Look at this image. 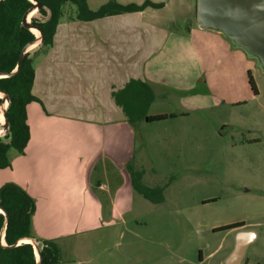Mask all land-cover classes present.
I'll return each instance as SVG.
<instances>
[{"label":"rangeland","instance_id":"rangeland-1","mask_svg":"<svg viewBox=\"0 0 264 264\" xmlns=\"http://www.w3.org/2000/svg\"><path fill=\"white\" fill-rule=\"evenodd\" d=\"M146 1L151 0H122L121 4ZM166 1L168 7L153 14L166 24L172 19L170 28L184 35L189 21H197V0ZM29 19L42 22L47 17L37 11ZM204 37L199 33L181 44L176 41L175 48L168 43L158 58L161 74L170 83L183 84L188 97L181 102L174 94L179 89H168L171 95L161 94L151 113L186 112L187 116L150 125H142V119L136 128L113 132L134 138L123 169L133 188L138 181L155 189V201L135 188L132 194H121L124 180L119 160H98L92 168V185L100 196H112L102 200L106 228L92 230L87 256L75 252L73 239L64 242L59 264H220L232 247L235 231L246 227L260 234L248 256L252 264H264V69L258 57L248 56V60L241 53L244 57L238 55L241 60L234 64V77L218 69L215 59L202 72L201 56L210 53L200 46ZM38 50L33 45L28 52L34 56ZM222 56L227 55L217 59ZM185 57L192 60L190 68ZM248 71L258 95L251 90ZM199 74H208L207 84L188 89ZM199 88L205 91L202 95L194 93ZM6 183L0 179V188ZM235 223L244 226L231 230L229 236L228 231L216 230Z\"/></svg>","mask_w":264,"mask_h":264},{"label":"crops","instance_id":"crops-1","mask_svg":"<svg viewBox=\"0 0 264 264\" xmlns=\"http://www.w3.org/2000/svg\"><path fill=\"white\" fill-rule=\"evenodd\" d=\"M106 1L88 0V4L91 10L97 11ZM118 1L122 3V0ZM152 2L164 4L158 8L160 12L168 7L166 0ZM155 9L147 7L141 12L81 21L74 19L75 8L66 6L51 45L42 47L32 56L35 65L33 94L38 101L27 108L31 138L23 154L10 152L11 167L0 169V179L3 184H17L35 199L32 235L35 239L53 241L59 247L60 255L64 253V242L73 239L75 252L87 256L92 248V230L106 228L102 224L107 218L102 200L112 196L111 193L100 196L92 185V168L98 160L103 157L119 160L117 165L124 180L120 192L124 190L121 194L125 195L135 192L128 172L123 169L128 164L134 138L113 133L133 127L120 104L130 103L133 88L129 89L128 85L132 81H141L153 90L155 99L148 115L162 114L151 112L161 94L171 95L168 89H179L174 94L179 95L181 102L188 97L183 91L187 89L181 87L183 84L170 83L159 71L158 58L162 57L166 45L171 43L170 46L175 48L177 42L181 44L199 33L204 34L200 46L210 50L209 54L201 56L204 73L208 70V61L215 59L214 65L218 69L221 67L224 73L234 77V64L241 60L238 55L243 53L245 57H242L248 60L249 57L257 58L223 32L201 28L198 18L196 22L188 20L190 27L184 35L173 31L170 28L172 19L168 18L166 24V20L153 14ZM223 53L227 56L218 60ZM185 58H188L190 68L192 60ZM207 76L199 74L187 88L201 83L206 85ZM120 91L123 94L118 103L115 94ZM204 92L199 88L194 93L202 95ZM175 115L187 116L186 112ZM177 117L152 123L144 120L142 125L165 123ZM97 131L100 133H95ZM114 204L118 202L114 201ZM113 218L107 222L112 224ZM240 230L247 232L244 237L250 241L245 256L242 259L231 256L236 230L232 247L220 264H252L248 251L259 241L260 234L251 227ZM233 231H228V236ZM256 264L262 263L256 261Z\"/></svg>","mask_w":264,"mask_h":264},{"label":"trees","instance_id":"trees-1","mask_svg":"<svg viewBox=\"0 0 264 264\" xmlns=\"http://www.w3.org/2000/svg\"><path fill=\"white\" fill-rule=\"evenodd\" d=\"M40 1L44 6L40 13L47 19L50 18L49 20L44 19L42 22L33 19L32 24L41 27L44 31L46 40L43 47L51 45L57 26L66 13V6H73L75 8L74 19L81 21L96 20L114 14L141 12L147 7L161 8L163 6L162 3L151 1H146L142 5H122L111 0L99 10L94 11L89 7L88 0ZM32 7L33 3L30 0L0 2V74L14 71L22 50L36 39L35 34L23 26V17ZM248 77L252 92L258 95L257 86L250 71ZM34 82L35 65L29 52L25 54L22 66L16 75L0 78V90L6 91L12 101L7 109V115L11 122V133L5 137L0 136V169L11 167L10 152L14 150L15 153L23 154L30 141L31 131L28 124L27 108L32 102L38 101V98L33 94ZM128 88H133L129 99L130 103L120 104L124 107L128 121L135 128L142 119L152 123L177 117L175 114L148 115L147 112L155 99V94L145 82L132 81ZM122 94L123 91L115 94L117 102L122 99ZM1 103L2 99L0 98V105ZM128 106L132 109H128ZM134 188L146 198L154 200L152 193L156 191L155 189L144 188L138 181H134ZM157 191L162 192L160 189ZM161 199L158 202L163 201ZM0 205L7 209L10 215L4 236L7 247L0 244V264H37L38 259L32 244L21 243L10 247L21 239L33 237L32 219L36 211L35 199L17 184L6 183L0 188ZM3 223L4 216L0 213V234ZM242 226L244 223H235L216 230L230 231ZM36 240L40 245L41 264H59V247L50 240Z\"/></svg>","mask_w":264,"mask_h":264},{"label":"water","instance_id":"water-1","mask_svg":"<svg viewBox=\"0 0 264 264\" xmlns=\"http://www.w3.org/2000/svg\"><path fill=\"white\" fill-rule=\"evenodd\" d=\"M4 0H0L2 2ZM33 7L24 15L23 26L33 32L38 31V35L34 42L28 44L21 52L18 60L17 68L8 74H0L2 77H12L18 73L22 66L25 54L28 49L37 45L41 49L45 43L46 37L41 27L32 24L29 19L30 14L36 10L40 11L44 8L40 0H30ZM48 17L47 20H49ZM197 18L198 24L203 29H213L223 32L228 38L235 41L237 45L244 48L249 54L258 57L259 62L264 69V0H197ZM34 33V32H33ZM0 118L3 116V121L0 119V132L3 137L10 135L11 122L7 115V109L12 101L10 95L3 90H0ZM2 137V136H1ZM0 211L4 216L3 228L0 234V244L7 247L5 242V232L9 223V212L0 205ZM246 231L238 230L235 233V246L231 256H239L242 259L250 245V241L244 237ZM21 243H30L33 245L37 264H41L40 245L33 238H24L19 240L14 247ZM225 264H229L226 262Z\"/></svg>","mask_w":264,"mask_h":264},{"label":"bare ground","instance_id":"bare-ground-1","mask_svg":"<svg viewBox=\"0 0 264 264\" xmlns=\"http://www.w3.org/2000/svg\"><path fill=\"white\" fill-rule=\"evenodd\" d=\"M37 14V11L36 10H34L31 14H30V17H33L34 15H36ZM33 32L37 35L38 34V31L37 30H33ZM0 96H1V94H0ZM1 119V121H3V116L0 118ZM0 135H1V132H0Z\"/></svg>","mask_w":264,"mask_h":264}]
</instances>
